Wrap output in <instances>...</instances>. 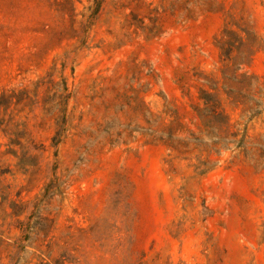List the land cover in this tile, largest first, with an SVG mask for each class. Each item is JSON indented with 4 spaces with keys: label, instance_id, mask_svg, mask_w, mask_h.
<instances>
[{
    "label": "rangeland",
    "instance_id": "obj_1",
    "mask_svg": "<svg viewBox=\"0 0 264 264\" xmlns=\"http://www.w3.org/2000/svg\"><path fill=\"white\" fill-rule=\"evenodd\" d=\"M231 20L264 82V0H0V264H264V163L133 132L138 92L191 121Z\"/></svg>",
    "mask_w": 264,
    "mask_h": 264
},
{
    "label": "trees",
    "instance_id": "obj_2",
    "mask_svg": "<svg viewBox=\"0 0 264 264\" xmlns=\"http://www.w3.org/2000/svg\"><path fill=\"white\" fill-rule=\"evenodd\" d=\"M253 39L258 37L249 25L228 22L217 37L222 51L221 78L202 77L205 85L199 88L197 101L191 105V121L183 120L170 109L166 117L156 114L138 92L136 105L131 106L140 112L145 124H138L133 132L141 131L166 142L178 157L195 159V169L200 174L214 169L218 164L216 157L228 151H247L264 163V135L251 139L247 128L239 130V123L228 111V106L239 108L241 116L250 119L264 112V82L259 76L241 72L253 56L248 47ZM65 99L66 94H62L60 106Z\"/></svg>",
    "mask_w": 264,
    "mask_h": 264
}]
</instances>
